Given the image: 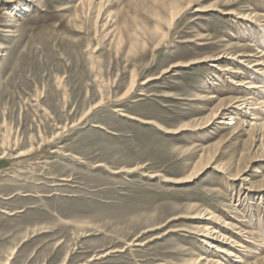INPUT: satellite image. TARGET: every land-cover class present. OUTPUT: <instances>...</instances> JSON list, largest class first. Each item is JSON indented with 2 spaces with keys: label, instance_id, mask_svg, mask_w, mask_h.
Listing matches in <instances>:
<instances>
[{
  "label": "rangeland",
  "instance_id": "rangeland-1",
  "mask_svg": "<svg viewBox=\"0 0 264 264\" xmlns=\"http://www.w3.org/2000/svg\"><path fill=\"white\" fill-rule=\"evenodd\" d=\"M253 11L0 0V264H225L198 232L211 213L242 248L219 246L264 264V132L211 120L252 77Z\"/></svg>",
  "mask_w": 264,
  "mask_h": 264
},
{
  "label": "bare ground",
  "instance_id": "bare-ground-1",
  "mask_svg": "<svg viewBox=\"0 0 264 264\" xmlns=\"http://www.w3.org/2000/svg\"><path fill=\"white\" fill-rule=\"evenodd\" d=\"M88 1H91V0H88ZM100 2H101V0H100ZM184 10H186V9L180 10L178 12H173V11L170 12L171 13L170 14L171 15L170 23H173L175 21V19H177ZM197 10L198 9H196V11ZM7 14L8 13H6V15ZM244 18H245L244 20H248V21L254 23V25H255L254 29L257 30L259 33V36L257 38L258 40L256 39V41L258 43L256 42V44H255V42H254L255 40H254L253 41L254 43L249 42V43H247L246 46L253 47L254 49H259L258 53L260 55H258V57H256V59H254V61L249 62V64L252 63L253 65L247 67V68L251 69L252 73L251 72H248V73L252 77L249 79H246V80H244L238 84V88L244 94L243 99L239 98L238 100H234L233 103L227 105L226 107H222V106L219 107L217 110H215L212 113L211 120H213L217 116L226 118V117L230 116L231 112L236 111L238 113H242L245 116H249L250 121L248 123H249L250 129H253V130H256L259 132H264V25L262 24V22L264 20V14L256 13L253 11L252 20H249V15L245 16ZM0 32L8 33L9 31L2 29ZM237 56L240 57L241 55L239 54ZM248 57H253V55H248ZM234 59H235V57H234ZM253 67H255L256 69H253ZM229 70L230 69H228V68L224 69V71H229ZM131 88H132V83H131V87L127 91V93L132 92ZM215 98L216 97L213 95H208L206 98V101L213 100ZM221 124H223V123H221ZM263 137H264V134L262 135V138ZM206 166H208V165H206ZM197 174H196V172H194V174H191L189 176V178L192 179V177L194 175L196 176ZM189 178H188V180H190ZM199 216H201V215H199ZM219 223H220V225L223 224L222 227L221 226L219 227ZM228 225L229 224H227L225 221L218 219V217L214 213H211L207 219L205 226L199 227L198 232H200V234L203 236L212 235V237L210 239H208L209 241L204 242V245L208 249H216V252L223 254V255H226V256L228 255V257H231L233 259L232 261L225 263V264H230L231 262L234 264L243 263L244 261H242L241 257H239L237 253L228 252V251H226L225 248L219 246V244H218L219 242L228 241V244L231 245L232 247L242 248V246L240 244H238V242L234 241L231 238H228L227 236H224V234L222 233L221 228L225 229L226 227H228ZM224 229H222V230L225 231ZM243 234L244 235H242V234H240V235H242L245 238H249L248 234L254 236L256 233H254V232L251 233L249 231H246ZM214 242L217 244H215ZM263 246H264V241L260 247H263ZM212 260H209L208 258H206L204 256H199L196 264H200V262H203V261H206V263H207V262L212 261ZM215 263L219 264V261L214 260V264Z\"/></svg>",
  "mask_w": 264,
  "mask_h": 264
}]
</instances>
